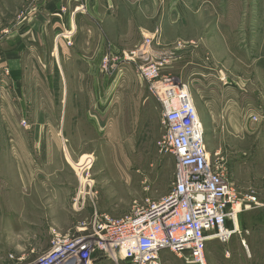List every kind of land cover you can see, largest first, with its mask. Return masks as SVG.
I'll return each instance as SVG.
<instances>
[{
  "label": "rangeland",
  "instance_id": "1",
  "mask_svg": "<svg viewBox=\"0 0 264 264\" xmlns=\"http://www.w3.org/2000/svg\"><path fill=\"white\" fill-rule=\"evenodd\" d=\"M77 1L74 11L84 17L72 29L56 27L55 36L77 32L82 72L68 75L64 91L48 55L43 78L34 65L22 82L28 89L43 82L50 104L35 105L31 89L25 91L30 104L18 105L14 91L12 111L0 113V264H44L57 237L82 234L80 226L96 213L122 217L136 202L170 193L175 157L164 143L161 103L139 75L146 60L131 54L163 28L167 42L157 43L156 34L147 60L164 57V71L189 85L207 146L224 157L238 196L255 194L263 203L264 0H171L186 7L187 18L167 26L160 18L165 10L155 18L138 0H114V9L102 11L104 20L101 11L89 19V7ZM230 113L239 120L228 121ZM237 223L229 241H208L209 264H264V205L244 201ZM94 256V264H130L102 251ZM186 258L163 250L158 264Z\"/></svg>",
  "mask_w": 264,
  "mask_h": 264
},
{
  "label": "built area",
  "instance_id": "2",
  "mask_svg": "<svg viewBox=\"0 0 264 264\" xmlns=\"http://www.w3.org/2000/svg\"><path fill=\"white\" fill-rule=\"evenodd\" d=\"M92 1L82 0V7ZM155 37L156 33L144 37L131 54L146 60L139 65V75L161 103L164 143L175 157L172 190L160 200L136 202L134 210L122 217L96 213L90 223L80 226L82 234L57 237L44 264L74 260L76 264H94L97 251L115 261L158 264L163 250L189 256L185 264H209L208 241L227 242L238 232L243 202L264 205L255 194L240 198L224 157L219 151L214 157L208 149L189 85L164 71L165 59L147 60Z\"/></svg>",
  "mask_w": 264,
  "mask_h": 264
},
{
  "label": "crops",
  "instance_id": "3",
  "mask_svg": "<svg viewBox=\"0 0 264 264\" xmlns=\"http://www.w3.org/2000/svg\"><path fill=\"white\" fill-rule=\"evenodd\" d=\"M138 1H140V7L155 18L159 17L161 10H165L167 13L162 12V17L160 18L166 20V26L175 24L177 20H182L184 24L185 18H187L184 13L186 7L180 4V2L176 4L171 0H164V2L163 0ZM78 5L79 2L77 0H0L1 116L4 117V112L6 113L8 110L12 111V108L15 106L14 91L18 97V105L26 106L30 104L25 91L31 89L37 93H34L36 99L35 105L50 104V101L43 97L42 91L46 90V87L42 80V85L38 81V85L30 87L31 89H28L24 85V82H22L25 69L29 66L34 67V65L37 68L35 73L43 78L42 74L44 73L43 67L45 64L42 66L41 63L48 55L53 57V68L60 74L61 80L63 75L64 81L61 83V88L64 91L70 89L69 85L71 83L67 81L68 75L71 79L72 76L82 72L78 68L79 60L77 58V50H75L78 40L77 32L71 37L72 32L71 30L68 31L69 33L66 34L70 37H67L68 39H59V35L55 36L56 27L64 25L72 29L74 21L78 20V16L84 15L77 14V11H74ZM116 5L114 0H93L87 5L89 10L85 16L93 20L95 15H99L100 11L112 10ZM104 13H101L103 20L106 16ZM163 14L165 15L163 16ZM90 25H93L92 22H90ZM163 31L151 33L152 35L154 33L158 34L159 39L158 41L156 39L157 43L161 39L165 40V43L167 42V38H163V35H161V33L164 34ZM162 56L164 55H161L159 58H162ZM203 59L205 61L206 56ZM85 62L87 61L85 60ZM202 66L203 68H212L205 62H202ZM76 100L75 102L73 101V105L77 103ZM69 104H71L69 94L67 93L66 96L64 92L61 98V105L67 106ZM228 117V121L230 122H237L239 120L238 113H230ZM64 119L67 120L65 116ZM4 131L7 137H14L12 133H9L8 129L6 130V127Z\"/></svg>",
  "mask_w": 264,
  "mask_h": 264
},
{
  "label": "bare ground",
  "instance_id": "4",
  "mask_svg": "<svg viewBox=\"0 0 264 264\" xmlns=\"http://www.w3.org/2000/svg\"><path fill=\"white\" fill-rule=\"evenodd\" d=\"M69 263H71V262H69ZM69 263H67V264H69ZM77 262H75V260L74 261H72V263L71 264H76Z\"/></svg>",
  "mask_w": 264,
  "mask_h": 264
}]
</instances>
